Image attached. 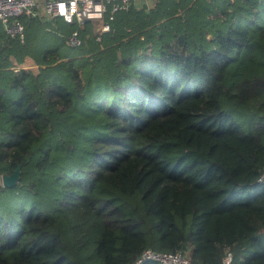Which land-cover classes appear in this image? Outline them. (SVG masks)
<instances>
[{
  "label": "trees",
  "instance_id": "16d2710c",
  "mask_svg": "<svg viewBox=\"0 0 264 264\" xmlns=\"http://www.w3.org/2000/svg\"><path fill=\"white\" fill-rule=\"evenodd\" d=\"M20 20L23 41L0 23V264L146 247L264 264V0L131 4L99 37L91 19Z\"/></svg>",
  "mask_w": 264,
  "mask_h": 264
},
{
  "label": "built area",
  "instance_id": "2783aa9c",
  "mask_svg": "<svg viewBox=\"0 0 264 264\" xmlns=\"http://www.w3.org/2000/svg\"><path fill=\"white\" fill-rule=\"evenodd\" d=\"M140 0H45L37 5L36 0H0V22L4 31L11 37L24 39V24L22 16H41L48 19L61 17L65 22H76L81 26L86 19L94 20L98 37L110 27L109 21L114 13L127 9L131 4ZM107 14V17H106ZM71 46L81 44L78 28L67 37ZM257 180L264 182V170ZM231 254L225 253L220 264H229ZM154 261L158 264H201L191 261L181 251H161L146 247L142 249L132 264Z\"/></svg>",
  "mask_w": 264,
  "mask_h": 264
},
{
  "label": "water",
  "instance_id": "95a60500",
  "mask_svg": "<svg viewBox=\"0 0 264 264\" xmlns=\"http://www.w3.org/2000/svg\"><path fill=\"white\" fill-rule=\"evenodd\" d=\"M19 173H20V166L18 165L14 168V170L10 174H2L1 175L2 184L7 187L14 186L19 179Z\"/></svg>",
  "mask_w": 264,
  "mask_h": 264
},
{
  "label": "crops",
  "instance_id": "0c3cea01",
  "mask_svg": "<svg viewBox=\"0 0 264 264\" xmlns=\"http://www.w3.org/2000/svg\"><path fill=\"white\" fill-rule=\"evenodd\" d=\"M36 1H37V5H40V4H42L45 0H36ZM153 1H154V0H140V1H138L137 3H135V4H136L137 6H142V5L151 6L152 3H153ZM43 18L48 19V18H46V17H43ZM51 19H53V18H51ZM0 23H1V22H0ZM1 25H2V24H1ZM2 28H3V26H2ZM3 30H4V29H3ZM30 63H31L32 65H34L35 67L38 66V64L34 63L33 60H32L31 58H27V59L24 61V63H22V64H20V65H17V66H13L12 68H13V69H19V68H21V67H30V66H31Z\"/></svg>",
  "mask_w": 264,
  "mask_h": 264
},
{
  "label": "rangeland",
  "instance_id": "374dc122",
  "mask_svg": "<svg viewBox=\"0 0 264 264\" xmlns=\"http://www.w3.org/2000/svg\"><path fill=\"white\" fill-rule=\"evenodd\" d=\"M30 65H31L30 67L35 68V66L32 65L31 63H30ZM92 252H93V247L92 246H89L88 248H85V249L77 250V253L79 255H81V256H84V255H87V254H92Z\"/></svg>",
  "mask_w": 264,
  "mask_h": 264
}]
</instances>
